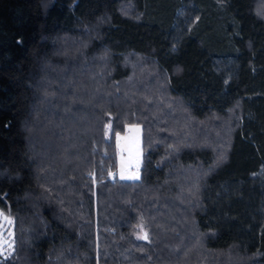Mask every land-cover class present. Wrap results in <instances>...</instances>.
I'll return each instance as SVG.
<instances>
[{
	"label": "trees",
	"instance_id": "trees-1",
	"mask_svg": "<svg viewBox=\"0 0 264 264\" xmlns=\"http://www.w3.org/2000/svg\"><path fill=\"white\" fill-rule=\"evenodd\" d=\"M0 213V264H264V0H0Z\"/></svg>",
	"mask_w": 264,
	"mask_h": 264
},
{
	"label": "rangeland",
	"instance_id": "rangeland-1",
	"mask_svg": "<svg viewBox=\"0 0 264 264\" xmlns=\"http://www.w3.org/2000/svg\"><path fill=\"white\" fill-rule=\"evenodd\" d=\"M117 139L119 170L116 176L124 180H138L143 154L142 128L129 126L126 133L118 136ZM10 219L11 224L0 219V257L2 258L8 257L14 250V221Z\"/></svg>",
	"mask_w": 264,
	"mask_h": 264
},
{
	"label": "snow or ice",
	"instance_id": "snow-or-ice-1",
	"mask_svg": "<svg viewBox=\"0 0 264 264\" xmlns=\"http://www.w3.org/2000/svg\"><path fill=\"white\" fill-rule=\"evenodd\" d=\"M0 219H3L5 222H7L9 224L12 223L11 219L8 216L4 215L3 213H0ZM144 238H147V237L145 236Z\"/></svg>",
	"mask_w": 264,
	"mask_h": 264
},
{
	"label": "built area",
	"instance_id": "built-area-1",
	"mask_svg": "<svg viewBox=\"0 0 264 264\" xmlns=\"http://www.w3.org/2000/svg\"><path fill=\"white\" fill-rule=\"evenodd\" d=\"M110 176L114 178L116 176V173L113 172L110 174Z\"/></svg>",
	"mask_w": 264,
	"mask_h": 264
}]
</instances>
